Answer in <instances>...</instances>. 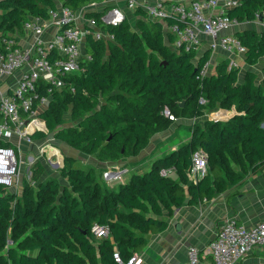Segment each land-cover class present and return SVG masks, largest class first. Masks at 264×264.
<instances>
[{
  "label": "trees",
  "instance_id": "obj_1",
  "mask_svg": "<svg viewBox=\"0 0 264 264\" xmlns=\"http://www.w3.org/2000/svg\"><path fill=\"white\" fill-rule=\"evenodd\" d=\"M56 1L76 11L107 0ZM56 1L0 0V50L4 38L23 33L26 18L46 16L48 9H56ZM257 11H264V0H241L227 15L250 21ZM134 15L138 31L125 19L116 27L102 26L112 40L88 38L84 50L92 59L52 93L40 114L54 139L99 162H116L136 156L175 119H195L215 106L235 114L189 126L186 143L154 158L148 170L132 173L116 190L94 169H84L66 155L59 167L64 183L43 180L44 167L37 158L29 168L30 180H21L20 193L0 184V264H116L114 250L126 261L145 248L151 235L166 230L164 212L171 217L185 202L209 201L264 170V80L256 82V75L247 72L239 83V69H228L226 60L197 79L211 51L204 50L199 58L196 51L176 52L163 23L145 20L140 10ZM89 16L98 20L99 15ZM235 37L245 48L246 64L264 57V32L243 31ZM67 112L74 126H63ZM44 136L36 132L31 138ZM198 149L207 155V174L194 184L187 173ZM167 169H174V175L160 174ZM95 224L107 227L108 235L93 236Z\"/></svg>",
  "mask_w": 264,
  "mask_h": 264
},
{
  "label": "built area",
  "instance_id": "obj_2",
  "mask_svg": "<svg viewBox=\"0 0 264 264\" xmlns=\"http://www.w3.org/2000/svg\"><path fill=\"white\" fill-rule=\"evenodd\" d=\"M240 1L223 0L221 9L218 0H123L131 12L140 10L145 20L163 23L164 33L173 37L171 48L176 52L196 51L199 54L202 37H205L211 51L221 49L244 55L245 48L240 41L228 33L239 22L229 18L227 12L237 7ZM92 12L98 13V20L89 16ZM125 19L124 11L117 6L104 7V3L92 2L74 11L59 3L56 9H48L46 16L26 18L22 22V34L13 33L4 38V48L0 50V140L10 142L16 137L18 141L31 144L34 133H47L40 113L47 107L52 93L66 86L65 78L82 73L83 63L92 59L84 50L88 38L93 41L112 40L113 36L102 26L116 27ZM169 20L172 22L168 25ZM253 20L264 26V11H257ZM210 65V61L205 63L196 78L208 75ZM237 66L231 58L228 69ZM69 87L74 92V87ZM205 102L200 97L199 103L203 105ZM164 115L172 119L168 110ZM19 143H16V148L0 146V184L6 188L21 189ZM46 147L56 150L52 144H43L38 148L37 157H29L32 160L29 165L46 155L51 165L61 167L62 156L60 161L57 155L48 156ZM206 158L201 149L192 154V164L187 173L192 183H197L207 174ZM160 174L173 176L174 169L162 170ZM103 176L119 178L120 171H105ZM26 179L30 180V172ZM92 234L96 238L106 237L108 229L95 224ZM259 246H264V218L246 227L231 216L224 220L203 251L210 258L209 264H237ZM139 257L135 253L123 261L116 250L112 253L116 264H136ZM184 264L206 262L200 259L198 248L190 246Z\"/></svg>",
  "mask_w": 264,
  "mask_h": 264
},
{
  "label": "crops",
  "instance_id": "obj_3",
  "mask_svg": "<svg viewBox=\"0 0 264 264\" xmlns=\"http://www.w3.org/2000/svg\"><path fill=\"white\" fill-rule=\"evenodd\" d=\"M218 2L221 9H223V0H218ZM104 4L105 6L120 7L124 11L125 17L130 25L132 23V19L134 21L137 19L134 15L135 11L131 12L126 9L123 0H107ZM243 31H254L256 33H260L264 32V26L255 20L242 21L239 22L237 26L232 27L228 33L235 36V33ZM207 44L208 39L202 37V45L197 56H200L204 50H210L208 49ZM211 54L213 55L209 60L211 63L210 73L213 72L211 71L213 66L212 63L215 64L220 60H226V62L229 63V60L233 58L238 64L239 83L244 81V76L247 72H251L256 75V82L264 80V57L260 58L258 63L255 65H248L244 62V55L241 54L227 53L221 49L211 51ZM239 75H241L242 78L240 80ZM216 113L221 114L219 117H211L226 118L231 114V110H219ZM194 121L195 119H175L167 130L155 134V137H152L153 139L149 141L148 145L136 156H128L116 162H99L95 158L90 168L96 171L100 180L103 178L101 177V173H104L105 171H109L110 173L120 171L122 173L121 175H123L125 173H123V171L127 169L128 165H130L129 169L132 173H143L148 170L154 158L169 153L170 151L176 149L179 145L186 143L190 135L188 138L183 140V143L173 145L168 152H163L164 154L158 153L161 149H159L160 145H158L159 143L156 140L164 141L166 140L164 137L167 139L172 137L175 130L181 125L185 124L186 126H190V122L193 123ZM35 140L36 139H33L32 143H34ZM18 142H20L19 146L21 153L23 150H29V154H27H32L34 157L35 150L32 144L18 141L16 137L10 140L9 145L6 148H16V143ZM2 143L6 142L0 140V146H2ZM64 146L68 147L65 144ZM66 152L70 157L74 158L71 152L70 154L69 151ZM29 157L31 156H28V158ZM29 168L30 167L24 168L21 165V180L22 178L27 177L28 172H30ZM120 177L118 179H120ZM106 179L108 178H105L103 181H105V184L109 188H112V184L109 183L112 179ZM116 189L117 188H115V190ZM231 216L235 217L238 224L246 227H250L264 218V170L253 175H248L240 181L238 185L231 187L228 191L215 196L209 201H203L196 205H188L185 202L181 208L176 209L173 212L171 217H168L167 213L164 212V217L167 222L166 230L160 234H154L149 237L145 248L138 253L140 260L136 264H184L186 262V251L190 246H196L199 250L200 259L205 261L206 264H209L210 258L205 255L203 249L206 247L208 242L212 240L224 220ZM237 264H264V246H259L258 248L253 249L250 254Z\"/></svg>",
  "mask_w": 264,
  "mask_h": 264
},
{
  "label": "rangeland",
  "instance_id": "obj_4",
  "mask_svg": "<svg viewBox=\"0 0 264 264\" xmlns=\"http://www.w3.org/2000/svg\"><path fill=\"white\" fill-rule=\"evenodd\" d=\"M56 1V0H55ZM56 3H57V5L59 4L57 1H56ZM104 7H105V4H104ZM131 29L132 30H135V31H138L137 29H136V20L134 21L133 19L131 20ZM104 42H107V40H103ZM212 55L213 54H211V57H212ZM213 65H214V63H212ZM211 71H213V70H211ZM211 73H213V72H211ZM211 73H209V74H211ZM205 76H207V74L205 75ZM204 76V77H205ZM240 79H242L241 78V75H239V80ZM219 110H224V111H227V110H225V109H222V108H219V107H217V106H215V108L213 107V108H207L206 110H205V112L201 115V116H199L198 118H195V121L192 123V122H190L191 123V125H193V124H195V123H202L204 120H214V119H216V118H212L211 116H212V113L213 112H218ZM229 118V116L228 117H226V118H221V119H218V120H226V119H228ZM184 122V121H183ZM186 123V122H185ZM76 124V121H74V120H72L71 118H70V114H69V112H67L65 115H64V123H63V126L64 127H66V126H74ZM190 125V126H191ZM45 134V136L43 137V138H40V139H36L35 140V142L34 143H31L32 144V146L34 147V150H35V152H34V157H37L38 156V153H39V150H38V148L40 147V146H42L43 144H47V143H49V144H52L53 146H55L56 147V149L59 151V154L63 157V155H66V156H69L68 154H67V152L66 151H69V154H70V152L73 154V157L74 158H76L75 160H76V164L78 165V166H81L82 168H84V169H88V168H90L91 167V165L93 164L92 162L94 161V159H95V156L94 155H90V156H87V155H84V154H82V153H80V152H78V151H76V150H74V149H72V148H68V147H66V146H64V144L63 143H61L60 141H58V140H56V139H54V137H53V134L52 133H44ZM190 135V128H189V126H186L185 124L184 125H181L179 128H177L176 130H175V133H174V135L172 136V137H170V138H166V137H164V139H166V140H164V141H158V140H156L159 144L158 145H160L159 146V149H161V150H159L158 151V153H160V154H164L163 152H168V150L173 146V145H176V144H180V143H183L184 141L183 140H185L186 138H188V136ZM152 137H155V135H153ZM150 138V140H152L153 138ZM162 139V138H161ZM34 144V145H33ZM36 146V147H35ZM144 149V148H143ZM162 151V152H161ZM29 150H23L22 151V153L20 152V155H21V161H22V167H24V168H27V167H30V165H29V162L30 161H32L30 158H28V156H31L32 158H34L33 157V155L32 154H30V155H28L29 153ZM28 153V154H27ZM157 153V152H156ZM44 156V157H43ZM42 157L40 156V157H38V158H41V163L43 164V167H44V174L42 175V179L43 180H47V179H55V180H58V182L59 183H64V180H62V179H60V177H59V167L60 166H56V165H51L49 162H48V160L46 159V155H43ZM72 156V155H71ZM149 159V158H148ZM130 165H128L127 166V169L126 170H124L123 171V175H121L122 173L120 172V175H121V177H120V179H118V178H113V177H109L108 179H112L109 183H111L112 185H111V187L113 188V189H115V188H117V186L120 184V183H123V182H125L126 180H128L129 178H130V176H131V174H132V171H130ZM26 171V170H25ZM116 172H118V171H116ZM116 172H113V173H116ZM101 177H103V178H101V180H104L105 178H104V176H103V173H101ZM108 179H106V180H108ZM114 179V180H113ZM105 182V181H104ZM108 183V184H109ZM9 191H12V192H15V193H20V188L19 189H14V188H9Z\"/></svg>",
  "mask_w": 264,
  "mask_h": 264
},
{
  "label": "bare ground",
  "instance_id": "obj_5",
  "mask_svg": "<svg viewBox=\"0 0 264 264\" xmlns=\"http://www.w3.org/2000/svg\"><path fill=\"white\" fill-rule=\"evenodd\" d=\"M31 128H32V125L30 126V129ZM45 149L47 151L48 156L57 155L59 161L61 160V155L59 154V151L57 149L55 150V149H52L50 147H46Z\"/></svg>",
  "mask_w": 264,
  "mask_h": 264
},
{
  "label": "water",
  "instance_id": "obj_6",
  "mask_svg": "<svg viewBox=\"0 0 264 264\" xmlns=\"http://www.w3.org/2000/svg\"><path fill=\"white\" fill-rule=\"evenodd\" d=\"M198 58H199V56H198ZM182 105H183V102L180 103V106H182ZM234 114H235V112H234V110L232 109L229 118L232 117ZM215 120H217V119H215ZM62 161H63V157H62Z\"/></svg>",
  "mask_w": 264,
  "mask_h": 264
},
{
  "label": "clouds",
  "instance_id": "obj_7",
  "mask_svg": "<svg viewBox=\"0 0 264 264\" xmlns=\"http://www.w3.org/2000/svg\"><path fill=\"white\" fill-rule=\"evenodd\" d=\"M215 120V119H214Z\"/></svg>",
  "mask_w": 264,
  "mask_h": 264
}]
</instances>
